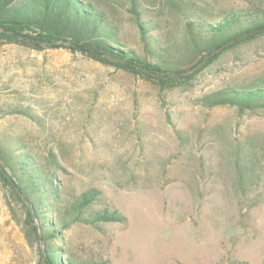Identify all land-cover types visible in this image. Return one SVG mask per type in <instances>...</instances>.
I'll use <instances>...</instances> for the list:
<instances>
[{"label":"rangeland","instance_id":"obj_1","mask_svg":"<svg viewBox=\"0 0 264 264\" xmlns=\"http://www.w3.org/2000/svg\"><path fill=\"white\" fill-rule=\"evenodd\" d=\"M185 1L214 20L238 13L241 28L264 19V0ZM124 2L102 6L117 40L153 61ZM149 14L161 21V57L170 67L193 68L201 55L185 17L168 0H156ZM194 73L187 85L165 87L66 48L0 41V144L55 172L65 202L55 205L54 239L64 259L264 264V108L204 101L214 92L264 86V35ZM90 189L99 199L80 215L72 196ZM26 205L0 177V264H40L44 244L33 229L40 223L29 220ZM105 210L126 221L95 220Z\"/></svg>","mask_w":264,"mask_h":264},{"label":"trees","instance_id":"obj_2","mask_svg":"<svg viewBox=\"0 0 264 264\" xmlns=\"http://www.w3.org/2000/svg\"><path fill=\"white\" fill-rule=\"evenodd\" d=\"M128 1V10L153 61L123 47L117 40V25L102 6L113 3L125 7L124 0H0V41L38 51L45 47L66 48L135 75L158 80L165 87H177L190 83L194 68L199 65L206 67L231 47L264 35V19L241 28L238 13L226 14L224 20H214L207 9L194 2L168 0L170 8L185 17L190 41L201 55L193 68L191 65L173 68L161 57V21L149 14V7L156 4V0ZM204 101L209 106L264 108V86L218 91L209 94ZM54 159L52 157L57 163ZM0 177L27 204L29 220L32 223L34 218L39 220V227L33 226V229L40 244H44L40 246V264H76L70 257L64 259L63 248L55 244L60 235L59 220L56 217L57 222H54L53 218L55 205L65 202L56 185L55 172H50L41 159L18 154L17 150L0 144ZM99 195L96 189L76 194L72 196V208L81 215ZM95 220L124 222L126 218L118 211L105 210L97 214ZM66 222L64 218L60 224ZM64 243L62 241V245Z\"/></svg>","mask_w":264,"mask_h":264}]
</instances>
